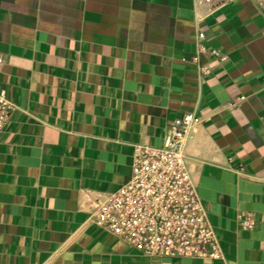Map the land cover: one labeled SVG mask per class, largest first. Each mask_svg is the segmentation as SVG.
Here are the masks:
<instances>
[{
    "label": "crops",
    "instance_id": "obj_1",
    "mask_svg": "<svg viewBox=\"0 0 264 264\" xmlns=\"http://www.w3.org/2000/svg\"><path fill=\"white\" fill-rule=\"evenodd\" d=\"M0 56V264H264V0H0ZM186 114L225 261L144 257L90 222Z\"/></svg>",
    "mask_w": 264,
    "mask_h": 264
},
{
    "label": "built area",
    "instance_id": "obj_2",
    "mask_svg": "<svg viewBox=\"0 0 264 264\" xmlns=\"http://www.w3.org/2000/svg\"><path fill=\"white\" fill-rule=\"evenodd\" d=\"M194 1L214 11L230 0ZM212 54L226 58L217 50ZM14 110L7 91L1 90L0 135ZM201 122V117L186 114L170 123L162 147L135 145L130 179L97 202L90 222L144 257L225 261L186 164L187 139L197 132ZM256 225L253 213L239 215L241 229L252 230Z\"/></svg>",
    "mask_w": 264,
    "mask_h": 264
}]
</instances>
